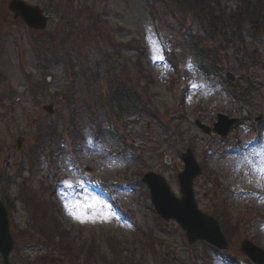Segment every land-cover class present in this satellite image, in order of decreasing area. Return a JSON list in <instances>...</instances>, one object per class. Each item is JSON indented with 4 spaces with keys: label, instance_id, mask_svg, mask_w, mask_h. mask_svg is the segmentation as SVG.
Returning <instances> with one entry per match:
<instances>
[{
    "label": "rangeland",
    "instance_id": "obj_1",
    "mask_svg": "<svg viewBox=\"0 0 264 264\" xmlns=\"http://www.w3.org/2000/svg\"><path fill=\"white\" fill-rule=\"evenodd\" d=\"M8 1L0 0V196L10 264H227L159 218L141 182L153 171L180 197L187 147L204 171L192 185L197 208L218 219L229 263L249 264L243 239L264 250V32L246 21L231 35L240 0L210 5L224 18V43L207 37L190 0H23L49 17L43 30L15 18ZM217 114L239 119L225 137L195 124L212 127Z\"/></svg>",
    "mask_w": 264,
    "mask_h": 264
},
{
    "label": "water",
    "instance_id": "obj_2",
    "mask_svg": "<svg viewBox=\"0 0 264 264\" xmlns=\"http://www.w3.org/2000/svg\"><path fill=\"white\" fill-rule=\"evenodd\" d=\"M8 4L9 10L13 11L15 17L23 19L31 28L40 30L45 28L48 18L42 14V10L38 6H30L22 0H10ZM228 77L232 79V75L228 74ZM46 109L51 112V105ZM217 119L218 121L214 124L213 130L221 135H226L229 128L238 120L227 118L222 114H218ZM196 123L203 130L210 132L209 128L199 121H196ZM182 160L185 167L177 175L181 193L180 198L174 196L163 177L154 172H148L142 176V181L147 184L150 190V200H152L154 210L163 220L172 219L178 222L182 229L187 232L189 243L195 240H204L219 249L228 248L227 241H225L217 221L197 209L193 198L192 182L200 173V168L190 149L182 154ZM13 245L14 239H12L9 228L7 209L0 199V254L2 256V263L0 264H9L8 257ZM240 251L247 255L253 263L264 264V251L257 246L255 247L247 239L242 240Z\"/></svg>",
    "mask_w": 264,
    "mask_h": 264
},
{
    "label": "trees",
    "instance_id": "obj_3",
    "mask_svg": "<svg viewBox=\"0 0 264 264\" xmlns=\"http://www.w3.org/2000/svg\"><path fill=\"white\" fill-rule=\"evenodd\" d=\"M191 3H194L193 7L200 16H205L204 20V28L206 30L207 37H212V39H219L220 43H224L225 40L227 42L229 41L228 39V34L222 33V29L220 26L223 24L222 20L224 21V18L220 16V18L215 16L214 12V7H210L212 3H216V6H218V0H190ZM237 11H235L232 15H229L230 23L232 24L233 31L231 35L236 36V33H241V26L244 22L247 21L249 28H251L252 32L255 35H258L260 33L264 32V1L263 0H255L253 3L249 0H240L239 5H238ZM88 14L90 16L93 15L91 11H88ZM222 18V19H221ZM208 25V29L207 26ZM128 47L129 49L135 48V54L134 57L136 56L139 58L138 55V48H136L133 44L130 45H124ZM123 46V47H124ZM232 84V87L235 88V94L238 95L239 91H236V88H238V85H236L234 82H229ZM122 90V89H121ZM123 101H128L131 102V97L128 92L123 91ZM1 176V174H0ZM51 189V188H50ZM4 199V198H3ZM5 201V199H4ZM6 204V202H5ZM50 212L53 213V206L51 205Z\"/></svg>",
    "mask_w": 264,
    "mask_h": 264
},
{
    "label": "snow or ice",
    "instance_id": "obj_4",
    "mask_svg": "<svg viewBox=\"0 0 264 264\" xmlns=\"http://www.w3.org/2000/svg\"><path fill=\"white\" fill-rule=\"evenodd\" d=\"M257 170H259L261 174L264 175V166H257Z\"/></svg>",
    "mask_w": 264,
    "mask_h": 264
}]
</instances>
